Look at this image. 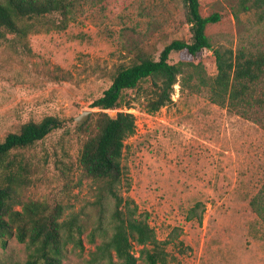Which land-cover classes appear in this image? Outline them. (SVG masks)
<instances>
[{"label":"rangeland","instance_id":"1","mask_svg":"<svg viewBox=\"0 0 264 264\" xmlns=\"http://www.w3.org/2000/svg\"><path fill=\"white\" fill-rule=\"evenodd\" d=\"M242 1L200 0L203 16L221 15L206 28L212 46L264 49V6L255 9L253 0H246L243 7ZM68 3L65 29L37 20L24 39L11 33L0 37V141L28 121L47 115L63 120L62 128L16 152L28 163L18 191L22 201L61 202L65 215H79L84 248L66 245L62 261L86 264L102 239L98 225L110 226L113 200L100 196L90 181L79 180V151L89 132L76 129L75 117L96 111L90 104L117 69L141 54L158 59L165 45L189 41L191 33L182 0ZM47 16L58 19L57 13ZM180 59L201 62L208 75L216 74L209 49L195 57L169 54L171 63ZM177 86L178 95L154 113L142 104L148 80L124 91L127 107L108 111L135 116V133L123 149V189L148 213L157 237L168 239V264H264V225L249 205L264 182V128L253 119L264 123V110L254 109L246 119ZM90 119L93 123L92 112L84 122ZM191 209L194 216L187 220ZM91 231L95 243L88 241ZM28 253L26 244L12 236L0 247V264H23ZM137 264L146 263L139 258Z\"/></svg>","mask_w":264,"mask_h":264},{"label":"trees","instance_id":"2","mask_svg":"<svg viewBox=\"0 0 264 264\" xmlns=\"http://www.w3.org/2000/svg\"><path fill=\"white\" fill-rule=\"evenodd\" d=\"M182 1L190 26V40L174 39L163 47L158 59L141 54L138 61L117 69L110 85L90 104L96 109L92 111L93 123L90 119L76 126L78 130L89 132L79 151V180L90 181L100 196L113 200L110 226L98 225L102 239L94 245L86 264H137L139 258L146 264H168V239L157 237L148 213L139 210L128 188L123 189V149L125 140L135 133V116L118 110L112 118L108 111L127 107L129 103L123 98L125 90L135 89L141 81H150V89L142 95V104L148 113L171 102L173 85L177 83L181 92L202 95L209 102L246 119L253 116L254 109L264 110V91H261L264 88V49L212 46L206 28L218 22L221 15L213 12L203 16L200 0ZM245 2H241L243 7ZM263 6L264 0H253V8ZM54 13L58 19L47 16ZM69 14L68 0H0V37L11 33L24 39L34 30L37 20H41L43 26L63 30ZM203 49L211 50L214 55L215 75H208L201 62L183 59L169 62L173 51L195 57ZM253 119L260 121L264 128L260 117ZM63 125L61 118L47 115L37 122L22 124L17 132L6 134L0 141V247H5L12 236L24 242L29 253L23 264H64L66 245L84 248L85 227L77 213L65 215L66 207L61 202L22 201L18 191L28 163L16 152L31 147ZM249 205L264 225V182L249 199ZM192 212L193 209L188 212L187 220L193 218ZM201 220L200 215L198 221ZM88 236V241L95 243L94 232Z\"/></svg>","mask_w":264,"mask_h":264},{"label":"water","instance_id":"3","mask_svg":"<svg viewBox=\"0 0 264 264\" xmlns=\"http://www.w3.org/2000/svg\"><path fill=\"white\" fill-rule=\"evenodd\" d=\"M91 110H84L82 113H80L78 116L75 117V120L79 122V124L83 123L87 118L89 117V114L91 113ZM116 112L109 113V116L112 118L116 117Z\"/></svg>","mask_w":264,"mask_h":264},{"label":"built area","instance_id":"4","mask_svg":"<svg viewBox=\"0 0 264 264\" xmlns=\"http://www.w3.org/2000/svg\"><path fill=\"white\" fill-rule=\"evenodd\" d=\"M173 86H174V89H175L174 91L175 92H174V94H172L171 97H173L174 95H178V86H177V84H174Z\"/></svg>","mask_w":264,"mask_h":264}]
</instances>
